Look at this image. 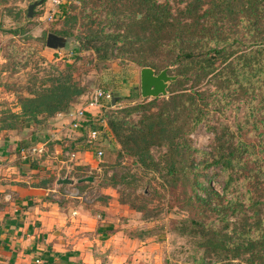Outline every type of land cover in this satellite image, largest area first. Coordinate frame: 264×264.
Instances as JSON below:
<instances>
[{"label":"rangeland","instance_id":"374dc122","mask_svg":"<svg viewBox=\"0 0 264 264\" xmlns=\"http://www.w3.org/2000/svg\"><path fill=\"white\" fill-rule=\"evenodd\" d=\"M35 1L39 0H0V133L17 136L24 131L26 128L19 119L11 121L13 114L21 113L20 99L32 96L34 88L49 87L61 73H70L76 86L64 112L84 106L98 89L110 91L117 99L113 107L90 114L97 118L117 107L152 99L141 96L140 68L132 58L143 53L158 62L162 55L140 39L132 44L133 50L128 43H119L104 59L100 58L103 54L98 55L88 47V41L90 44L95 41L90 38L96 31L112 32L107 17L112 8L124 7L121 1L62 0L52 20L48 17L52 9L48 0L35 6L33 16L27 17L28 6ZM182 1L168 0L173 12L187 0ZM118 14L132 20L136 12L124 9ZM48 33L64 36L65 45L58 49L47 47ZM209 87L214 90V85ZM263 96L264 92L258 90L230 91L220 97L221 103L211 107L205 121L187 133L179 116L171 127L169 140L172 142L148 145V154L142 153L140 157L120 153L119 144L108 134L102 139L103 156L98 169L71 163L73 170L69 173L59 166L58 173L57 169L52 172L47 168L49 163L43 164L46 155H40L33 162L39 170L35 174L41 184L50 183L72 193L78 191L80 196L74 200L88 208H112L121 228L131 237L145 241L137 264H264V259L253 258L247 251L233 257L226 249L213 248L206 242V235L214 231L219 233L216 237L226 236L231 243H246L249 229L250 232L264 229V177L245 178L246 170L238 166L241 162L235 168H223L216 162L220 154H228L238 142L258 144L261 140L264 145V137H258L260 130L254 129L255 121L249 117L250 102L258 111L264 110ZM162 99L159 96V101ZM150 108L151 111L145 109L146 113L157 110L156 105ZM142 116L143 110H137L127 119L137 123ZM261 118L259 113L256 120L259 122ZM59 119L66 126L61 139L80 138L87 144L86 137L68 126L66 116ZM40 120L38 140L44 141L49 129L55 126L50 119L40 116ZM7 124L13 127L3 128ZM51 148L48 153L52 152ZM66 151L70 158L75 150L66 147ZM260 156L264 157V153ZM243 162L247 167H254L250 156L244 155ZM56 173L61 177L67 173L74 180L79 175H89L93 181L84 185L57 184L53 175ZM208 194L213 208L200 203Z\"/></svg>","mask_w":264,"mask_h":264},{"label":"trees","instance_id":"16d2710c","mask_svg":"<svg viewBox=\"0 0 264 264\" xmlns=\"http://www.w3.org/2000/svg\"><path fill=\"white\" fill-rule=\"evenodd\" d=\"M120 1L124 7L112 8L107 17L112 32L96 31L90 38L95 41L92 44L88 41V47L98 55L103 54L100 58L104 59L112 48L119 47V43H128L133 50L132 44L140 39L162 57L155 62L148 54L141 53L132 61L140 69L151 67L159 72L168 68V73L176 76L167 87L166 98L163 96L161 101L158 96L105 112L102 118L106 120L107 134H102V139L108 134L113 137L120 146V153L140 157L142 153L148 154V145L172 142L169 140L171 127L179 116L184 133H187L191 127L205 121L211 107L221 103L220 97L230 91L264 92V0H187L176 13L168 0H115V3ZM124 9L129 13L131 10L136 12L132 20L118 14ZM209 85H214V90H210ZM75 87L70 73L59 74L49 87L34 88L32 96L22 97L21 113L13 114L11 121L17 118L24 128H39L40 116L50 119L67 109ZM250 104L249 117L255 121L253 127L260 130L258 137H264V110L258 111L253 102ZM154 105L157 110L146 113L145 109L151 111L150 107ZM137 110H143L142 118L137 123L128 121L127 118ZM259 113L263 118L258 122L256 116ZM12 127L3 125V128ZM174 128L178 135L177 127ZM30 147L29 141L24 140L19 150ZM260 153H264L261 140L258 144L238 142L228 154H220L216 162L223 168H235L241 162L238 166L240 170H246L245 178L258 179L264 177V157ZM244 155L252 158L254 167L246 166ZM150 162L154 164L152 158ZM87 183L90 182L76 185ZM200 203L207 208L214 207L209 194L200 199ZM247 233L246 243H231L226 236L216 237L219 233L214 231L206 235V242L213 248L226 249L233 257L247 251L253 258L264 259V229H253V232L249 229Z\"/></svg>","mask_w":264,"mask_h":264},{"label":"crops","instance_id":"0c3cea01","mask_svg":"<svg viewBox=\"0 0 264 264\" xmlns=\"http://www.w3.org/2000/svg\"><path fill=\"white\" fill-rule=\"evenodd\" d=\"M50 122L55 128L44 137L51 143L42 154L49 170L59 166L69 173L72 164L88 169L98 166L87 140L84 144L80 138L61 139L66 126L57 115ZM40 132L31 126L17 136L0 133V261L34 264L41 258L43 264H137L145 241L126 233L114 219L112 208H88L75 201L79 196L69 189L60 190L50 183L35 185L39 182L35 174L39 170L33 163L36 157L22 158L19 147L24 140L31 146L40 143ZM78 132L86 137L84 131ZM66 147L75 150L73 158L66 155ZM57 173L53 175L58 179L61 175Z\"/></svg>","mask_w":264,"mask_h":264},{"label":"built area","instance_id":"2783aa9c","mask_svg":"<svg viewBox=\"0 0 264 264\" xmlns=\"http://www.w3.org/2000/svg\"><path fill=\"white\" fill-rule=\"evenodd\" d=\"M52 9H49L48 17L50 20L56 15L58 10H55L59 7L62 0H48ZM114 96L113 94L105 89H98L94 92L92 97L88 99L86 104L82 107H79L75 110L69 112H61L57 113L58 117L66 116L68 118V126L71 129L76 131H84L86 134L87 143L90 148L94 151L95 158L100 162L103 156V142H102V134H107V125L105 118H97V115H90L93 111L104 110L113 107L112 100ZM50 138L41 141L35 145H32L28 150L22 149L21 155L23 158H34L42 155L50 142ZM75 156L74 153L70 154V157L73 158ZM98 162V163H99ZM68 171L70 172L72 166L68 165ZM98 169V166L95 168ZM66 176H69L68 174ZM74 194V193H73ZM75 195L80 196L78 191L75 192ZM0 264H5L0 261ZM34 264H43L41 258H36Z\"/></svg>","mask_w":264,"mask_h":264},{"label":"water","instance_id":"95a60500","mask_svg":"<svg viewBox=\"0 0 264 264\" xmlns=\"http://www.w3.org/2000/svg\"><path fill=\"white\" fill-rule=\"evenodd\" d=\"M43 0L35 1L28 6L27 17L33 16V9L40 5ZM66 38L54 33H48L46 37V46L53 49L62 48L65 45ZM176 79L175 75L168 73V68H164L159 72H155L151 67H143L140 69V92L143 98L167 95V87L169 83ZM116 97L113 98L112 104H115ZM93 176H84L74 180L70 177H60L56 180L57 184L73 185L81 182H91Z\"/></svg>","mask_w":264,"mask_h":264}]
</instances>
